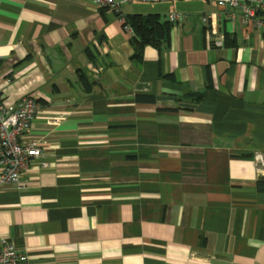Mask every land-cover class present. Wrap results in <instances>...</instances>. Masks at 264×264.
Here are the masks:
<instances>
[{"label":"crops","instance_id":"crops-1","mask_svg":"<svg viewBox=\"0 0 264 264\" xmlns=\"http://www.w3.org/2000/svg\"><path fill=\"white\" fill-rule=\"evenodd\" d=\"M135 14L167 23L138 62ZM29 95L42 152L0 186L27 264H264V26L203 0H0V102Z\"/></svg>","mask_w":264,"mask_h":264},{"label":"built area","instance_id":"built-area-1","mask_svg":"<svg viewBox=\"0 0 264 264\" xmlns=\"http://www.w3.org/2000/svg\"><path fill=\"white\" fill-rule=\"evenodd\" d=\"M96 8H104L117 13L120 4L130 2L156 3L182 0H89ZM218 7L237 9L243 23H252L255 27L264 26V19L256 15L264 13V0H203ZM179 15L170 13L167 20L173 22ZM124 21V20H123ZM205 22L206 18L202 17ZM123 29L131 32L127 24ZM220 39L214 44L220 45ZM35 97H22L14 104L4 105L0 102V186L19 185L22 175L32 159L41 155V145L33 141H25L31 122L39 110ZM263 164V161L260 160ZM0 264H27L26 255L15 249L4 239H0Z\"/></svg>","mask_w":264,"mask_h":264},{"label":"trees","instance_id":"trees-1","mask_svg":"<svg viewBox=\"0 0 264 264\" xmlns=\"http://www.w3.org/2000/svg\"><path fill=\"white\" fill-rule=\"evenodd\" d=\"M123 24L129 25L133 32V35L129 38V43L133 48L131 59L136 62L140 60V49L144 44L158 42L166 35L167 23H158L152 15H131L124 19ZM141 97L136 96V99L152 101L151 97ZM262 183L260 180L256 182L257 189L264 190Z\"/></svg>","mask_w":264,"mask_h":264}]
</instances>
